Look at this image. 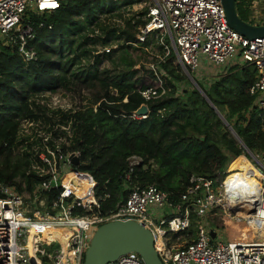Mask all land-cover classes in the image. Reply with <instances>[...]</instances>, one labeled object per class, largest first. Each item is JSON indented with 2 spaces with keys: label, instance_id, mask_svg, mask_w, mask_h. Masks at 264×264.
<instances>
[{
  "label": "trees",
  "instance_id": "1",
  "mask_svg": "<svg viewBox=\"0 0 264 264\" xmlns=\"http://www.w3.org/2000/svg\"><path fill=\"white\" fill-rule=\"evenodd\" d=\"M132 1L120 3L128 6ZM120 7L117 0H59L53 12H26L23 21L30 22L34 33L29 45L37 54L29 63L22 60L15 46L0 43V184L29 193L48 178L32 168L40 161L30 152L28 137H20V124L50 123L49 113L60 111L40 104V98L60 88L68 89L74 81L90 91L88 104L63 111L52 123L70 124L68 143L56 145L48 140L44 146L57 155L78 156V164L72 168L89 173L87 177L96 181L95 198L102 214L125 199V175L132 155L141 162L133 167L131 183L155 184L176 199L191 174L212 178L224 170L228 155L237 159L246 152L189 81L172 48L162 61L140 63L149 40L137 41V27L145 22L142 16L146 10L137 18H128L122 26L98 20L99 13ZM237 12L247 21L248 10L240 7ZM96 28L100 34L95 33ZM104 47L110 50L95 53ZM158 47L163 49L162 45ZM102 58L109 60L108 67L98 66ZM153 63L163 74L155 73L150 67ZM141 71L149 83L144 82ZM255 75V68L244 63L231 66L208 87L196 80L226 121L234 117L231 127L251 152L264 150V113L252 107L253 96L248 93ZM148 88L156 90L157 96L145 99L140 92ZM142 103L147 105L148 114L145 118L133 117ZM57 130L65 134L64 129ZM41 150L46 153L45 148L38 152ZM247 175L242 179H250ZM63 183L66 185L64 179ZM69 187L80 198L84 184L74 182ZM59 189L44 192L51 203ZM208 221L217 228H227L229 223L219 209L208 214ZM193 230L191 226L189 231Z\"/></svg>",
  "mask_w": 264,
  "mask_h": 264
},
{
  "label": "built area",
  "instance_id": "2",
  "mask_svg": "<svg viewBox=\"0 0 264 264\" xmlns=\"http://www.w3.org/2000/svg\"><path fill=\"white\" fill-rule=\"evenodd\" d=\"M238 2L246 4L250 20L247 22L264 25V0ZM144 4L145 22L138 28V42L145 41L152 33H160L161 45L168 49L162 41L168 37L176 62L200 77L208 73V69H202L204 60L210 68H222V72L227 65L251 64L256 75L248 93L253 96L252 107L264 113V37L248 39L230 27L221 0H150ZM58 7L59 0H0V43L15 46L25 63L35 61L36 51L29 45L34 33L30 22L24 23V16L26 12L50 13ZM109 50L104 47L95 53ZM150 67L156 74H163L154 63ZM140 93L145 99L157 96L151 88ZM146 115L132 113L137 118ZM46 153L42 150L37 153L40 163L36 162L32 168L39 175L47 174L48 178L37 183L31 192L0 184V264H82L93 231L113 220H134L149 229L162 264H264V153L246 151L243 154L250 157L245 156L252 169L244 174L256 182L251 187L229 178L233 172L229 171V163L234 158L227 154L224 170L212 178L191 174L176 199L155 184H132L133 167L141 162L132 155L125 175L127 195L107 214L99 211L96 181L90 193L92 198L84 203L63 183V176L78 171L72 168L69 155H57L49 147ZM49 188H60L53 203L44 194ZM241 201L250 206L248 215L236 212L235 207ZM79 208L82 213L75 212ZM214 209H219L221 216L228 220L244 222L254 239L235 240L226 228L212 226L208 214ZM45 225L72 230L64 248L59 241L46 239L42 230H36ZM191 226H194L192 232ZM188 234V239L179 244V239ZM30 237L34 258L28 245ZM105 264L145 263L137 252L129 251Z\"/></svg>",
  "mask_w": 264,
  "mask_h": 264
},
{
  "label": "rangeland",
  "instance_id": "3",
  "mask_svg": "<svg viewBox=\"0 0 264 264\" xmlns=\"http://www.w3.org/2000/svg\"><path fill=\"white\" fill-rule=\"evenodd\" d=\"M121 1L122 0H117V3L121 6L119 9L114 10L110 13H99L98 14V20L100 22H102L103 24H107V25L115 24L116 26H118V25L122 26V25H124L125 20H127L128 18H131V17L137 18L139 16L140 12L145 11L146 10V4H144V3H147L150 0H133L132 3L128 6L122 5L120 3ZM240 7H241V10L245 9L247 11V7H246V4L244 2H238L237 3V9ZM248 13H249V11H248ZM263 13H264V11H263ZM144 17L145 16L143 15L142 18L144 19ZM246 19H247V21L249 20L248 18H246ZM133 22H134V20L131 21V23H133ZM139 27L140 26H138L137 29ZM95 33L100 34V29L96 28ZM148 40H149V45L147 47L143 48L144 53H142V56L144 58L141 60L142 62L140 61V63L145 64L147 61H155V59L160 60L163 58L164 55H167L170 52L171 48L173 49L172 43L168 37L167 38L163 37V40H162L163 43H165L167 45L168 49L167 48L165 49L164 46H163V49H160L158 47L159 45L162 44L160 33L150 34L148 36ZM167 40L169 42H167ZM115 47H116V45H114V48ZM133 55H135V53ZM109 65H110L109 60L106 58H102V60L98 66L101 68V67H108ZM230 67H231V65L225 66V70L229 69ZM202 69L203 70L208 69V73L203 75L202 77H200L196 74H192V73H191V75L195 80L200 81L206 87H208V84H210V82H213V80L216 77H218L219 75L224 73V72H222V68H219V69L218 68L217 69L216 68H210L208 62L205 60L202 62ZM140 74L142 75L145 83L150 82V80H148L147 78L144 77V71H141ZM89 97H90V91L88 90V88H86L84 85H82L81 83H79L77 81H74V83L71 84L68 89L60 88L56 92L45 93L42 96V98H40L39 103L44 104L47 108H49L51 110L59 109L60 114H52L50 112L49 115H51L52 121L48 124H46L44 122H39V121L38 122H30V121H22L21 122L19 135L21 138L22 137H28V142L32 143V145H31L32 149H29L30 152H32L33 155H36L38 153L39 148L40 149H42V148L46 149V146H44V145L48 140H52L56 145H59L60 143H68L67 137H70L71 133H72L71 129H70V124H68L67 126H63V125H57V124L52 125V123L55 120L57 121V119L60 118L61 113L63 111H67L69 109H76L78 107L84 106L85 104H88ZM234 121H235V119L233 117L231 119V122H229V121H227V122L229 123L230 126H232L234 124ZM50 125L52 128H51V130H48L50 128ZM57 128L64 129L65 134L59 133ZM54 132H55V135H54ZM230 135H231V133H230ZM25 143L26 142H24L23 145H26ZM18 149H19V151H22L21 146H19ZM256 151L258 153H264V150H256ZM245 156H247V158L249 157V155H247V154H245ZM245 156L242 155L240 158H237V159L234 158L235 160H233L229 164V169L235 170V171H241L236 165V161H237L239 163L240 168L242 167L243 169L248 170L250 168L251 164ZM232 175H238L239 176L240 174L233 173ZM64 177L65 176H63V178ZM237 179H242V177H237ZM67 180L70 182L69 179H67ZM246 180L247 179H244V181L243 180H239V181H242V183L244 185H246L244 183ZM90 187H92V184H90L89 188ZM228 222L229 223H227L228 226L226 228V231L231 238H233L235 240H253L254 239L249 228L247 227V225L244 222H235V221H231V220H229ZM92 231H93V229L90 230V232H92ZM188 236H189V234L184 235L182 238L179 239L178 243L182 244L183 241H186L188 239ZM49 238H52V240H55V238L52 237L51 235L49 236Z\"/></svg>",
  "mask_w": 264,
  "mask_h": 264
},
{
  "label": "water",
  "instance_id": "4",
  "mask_svg": "<svg viewBox=\"0 0 264 264\" xmlns=\"http://www.w3.org/2000/svg\"><path fill=\"white\" fill-rule=\"evenodd\" d=\"M221 4L225 10L227 23L235 31L248 39L264 37V25L251 24L238 15L236 0H221ZM181 66L187 78L212 106L235 140L249 154H252L226 121L224 116L210 102L203 89L192 77L187 68L182 64ZM134 114H148L147 105L142 103L136 110H134ZM69 160L73 165H77L79 161L78 156L75 153L69 154ZM210 234L211 236H214L213 231H210ZM129 251L137 252L145 264H162L154 248L152 233L149 229L141 226L134 220H113L99 225L88 239V246L84 252L82 264H105Z\"/></svg>",
  "mask_w": 264,
  "mask_h": 264
},
{
  "label": "bare ground",
  "instance_id": "5",
  "mask_svg": "<svg viewBox=\"0 0 264 264\" xmlns=\"http://www.w3.org/2000/svg\"><path fill=\"white\" fill-rule=\"evenodd\" d=\"M235 159H236V157H235ZM235 159H233V160H235ZM236 165L241 170V168L239 166V163L237 161H236ZM249 169H252V166H250ZM229 171H233L232 174L233 173L240 174L239 176L231 174V176L229 178H233L234 180H238V181L239 180H243L244 181V179H237L235 177V176H237V177L244 176V171H235V170H230V169H229ZM67 179H69L70 181H74L76 183L84 184L83 192L80 195V198L84 201V203H87L92 198V196L90 195L91 190H88V188H89L90 184H92V187H93V185H94V180L93 179L88 178L85 173L78 172V171H70L65 176L64 180H65L66 185L67 186L72 185L74 182L70 183ZM245 182H251L249 185L246 184L245 185L246 187H251V185L253 183H256V182H254L252 177H250V179H247ZM92 187H91V189H92ZM235 209H236L237 213H241V214H244V215H248L251 212L250 211V206L248 205V203L246 201H241V203H238V205H236ZM39 229L43 231L44 237L46 239L51 241L52 238H49V236L51 235L52 237L55 238V240L59 241L62 244L63 248L65 246V239L72 233L71 229H69L67 227L58 226V225H45V226H40V227L36 228L37 231ZM35 233H36V231L34 230V235H35ZM31 235L33 236V231L31 232ZM32 240H33V238L30 237L28 245H29L31 256L34 258L33 251L31 249Z\"/></svg>",
  "mask_w": 264,
  "mask_h": 264
},
{
  "label": "crops",
  "instance_id": "6",
  "mask_svg": "<svg viewBox=\"0 0 264 264\" xmlns=\"http://www.w3.org/2000/svg\"><path fill=\"white\" fill-rule=\"evenodd\" d=\"M236 179V178H235ZM245 184H247V183H245ZM247 185H249V184H247Z\"/></svg>",
  "mask_w": 264,
  "mask_h": 264
}]
</instances>
